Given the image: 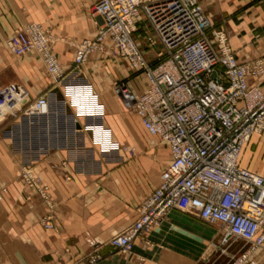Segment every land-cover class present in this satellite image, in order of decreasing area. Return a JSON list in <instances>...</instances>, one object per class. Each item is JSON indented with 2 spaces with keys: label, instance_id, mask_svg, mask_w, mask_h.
Masks as SVG:
<instances>
[{
  "label": "crops",
  "instance_id": "1",
  "mask_svg": "<svg viewBox=\"0 0 264 264\" xmlns=\"http://www.w3.org/2000/svg\"><path fill=\"white\" fill-rule=\"evenodd\" d=\"M96 2L0 0V86L18 83L31 100L42 95L49 99L42 113H18L0 121V264H73L92 250L102 255L104 264H227L249 244H235L234 238L224 244L221 226L203 221L193 209L171 210L159 226L135 240L131 254L109 244L138 218L141 203L160 184L171 153L115 92L122 80L136 94L147 82L126 59L128 66L115 56L110 41L73 69L75 45L94 38L101 23L94 13ZM201 3L212 20L209 36L214 46L221 47L216 32L223 31L239 61L261 60L264 66V0ZM28 24L50 34L64 72L61 79L47 72L35 52L17 56L7 47L11 35ZM149 33L142 15L133 38L156 64L165 48L160 41L150 45ZM248 81L264 92V72ZM78 88L96 104L91 113L84 109L79 114L73 97ZM103 124L118 142L129 139L137 155L111 152L110 138L107 144L103 140ZM144 131L154 137L152 142L143 143ZM240 164L264 176L263 136L254 135L244 146ZM24 167L49 187L52 211L25 185L20 177ZM48 215L56 229L42 224ZM249 264H264V244L253 251Z\"/></svg>",
  "mask_w": 264,
  "mask_h": 264
},
{
  "label": "built area",
  "instance_id": "2",
  "mask_svg": "<svg viewBox=\"0 0 264 264\" xmlns=\"http://www.w3.org/2000/svg\"><path fill=\"white\" fill-rule=\"evenodd\" d=\"M94 13L101 23L94 38L75 45L73 69L110 41L147 82L146 89L136 94L122 80L115 84V92L171 153L160 184L141 203L138 218L109 244L131 254L135 240L159 226L171 210L193 209L203 221L221 226L224 244L231 238L249 244L230 263L249 264L253 251L264 244V176L242 166L240 156L254 135L264 137V92L248 81L264 72L263 62L239 61L223 31L216 32L221 44L216 48L209 36L212 20L199 0H97ZM142 15L150 28L147 42L160 41L165 48L156 64L148 61L133 38ZM52 43L41 26L28 24L17 29L6 45L17 56L35 52L47 72L61 79L64 72ZM81 92L78 88L73 94L79 114L84 109L91 113L96 104L90 94ZM48 104L46 95L31 100L18 83L0 86V121L18 113H42ZM20 177L52 211L49 187L28 167L21 169ZM42 224L54 228L51 215ZM83 261L104 264L99 254L86 255Z\"/></svg>",
  "mask_w": 264,
  "mask_h": 264
},
{
  "label": "rangeland",
  "instance_id": "3",
  "mask_svg": "<svg viewBox=\"0 0 264 264\" xmlns=\"http://www.w3.org/2000/svg\"><path fill=\"white\" fill-rule=\"evenodd\" d=\"M199 2L201 3V0H199ZM202 4V3H201ZM203 6V5H202ZM113 49H114V47H113ZM115 50V49H114ZM114 54H115V56H117V58H120V60H122L123 61V63H125L126 64V66H128L127 65V61L125 60V59H123L120 55H118V53H116V51H114ZM143 76V78H144V75H142ZM69 111V110H68ZM132 111V110H131ZM102 129H103V140L105 141L104 143L105 144H107L108 142V138H110V140H111V142L110 143H108V144H112V146H111V152H121V153H123V154H125L128 158H133V157H135L136 155H137V148L133 145V144H131L130 143V141H129V139H127V142H118L115 138H114V135H113V131H112V129L111 128H109V127H107V126H105L104 124H103V126H102ZM146 135V136H145ZM151 135V134H150ZM151 136H153V135H151ZM156 137V136H155ZM154 137H150L149 135H147L146 134V132L144 131V135H143V143H145V141L146 142H152V140H154L153 139ZM115 144V145H114ZM114 145V146H113ZM53 203H54V201H53ZM51 229H56V226H55V224H54V228H51ZM241 241L243 242V240H235V244H241ZM245 242V241H244ZM246 251V249H244L238 256H236V257H232L229 261H228V263L227 264H230L231 263V261H233V259L234 258H237V257H239V256H241L244 252ZM98 254L101 256V259H102V255L98 252V251H96V250H92V251H90L87 255H92V256H98ZM85 258V257H84ZM83 258V259H84ZM83 259L82 260H79V261H77V262H74V263H76V264H84L85 263V261H83Z\"/></svg>",
  "mask_w": 264,
  "mask_h": 264
},
{
  "label": "water",
  "instance_id": "4",
  "mask_svg": "<svg viewBox=\"0 0 264 264\" xmlns=\"http://www.w3.org/2000/svg\"><path fill=\"white\" fill-rule=\"evenodd\" d=\"M214 76V75H213Z\"/></svg>",
  "mask_w": 264,
  "mask_h": 264
}]
</instances>
